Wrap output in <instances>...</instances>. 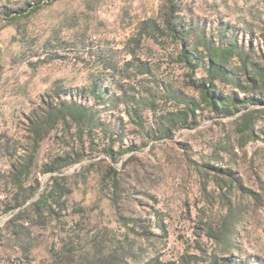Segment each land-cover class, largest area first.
Returning a JSON list of instances; mask_svg holds the SVG:
<instances>
[{
  "label": "rangeland",
  "instance_id": "374dc122",
  "mask_svg": "<svg viewBox=\"0 0 264 264\" xmlns=\"http://www.w3.org/2000/svg\"><path fill=\"white\" fill-rule=\"evenodd\" d=\"M262 73L264 0H0V264H264Z\"/></svg>",
  "mask_w": 264,
  "mask_h": 264
},
{
  "label": "trees",
  "instance_id": "16d2710c",
  "mask_svg": "<svg viewBox=\"0 0 264 264\" xmlns=\"http://www.w3.org/2000/svg\"><path fill=\"white\" fill-rule=\"evenodd\" d=\"M39 7L40 5H36L34 9L32 10L35 11ZM233 54H235L234 48H231L224 52L225 56H229ZM220 55L221 54L219 53V55L210 57L211 61L213 62V66L215 65V70L211 78L212 80L216 78H220L221 73L225 72V67H224L225 61H224V58L222 59L220 57ZM239 55L240 57H242L240 53ZM184 57L186 59L188 58V55H184ZM226 75H228L227 72H226ZM261 78L264 79V73L261 74ZM212 80H202L194 84L195 87L201 92V100H193V101L186 100L184 104V109H182L175 117L169 118L167 128H166L167 133L171 132V127L175 126L176 123H180L184 126H189L192 123V121L196 119V116L198 115L197 110L202 107L203 103L215 109H220L223 113H231L234 111V109L239 108L240 101H238L237 96L224 97L221 93H219L215 89V84ZM34 124L35 125L33 128L35 132L37 133L38 136H41L42 135L41 133L43 131V124H40V123H34ZM109 150L112 151V149H109ZM110 154H112V152ZM54 169H56V167L52 166L50 167L49 171L54 170ZM228 172L233 177L232 178L233 180L231 181V183H234V181H237V178L234 176V174L231 173L230 171ZM43 202H44V197H40L35 202H33V206L36 207L37 209H41L42 208L41 204ZM9 208H13V207H9ZM225 240H229L228 235L225 237ZM215 264H221V263H218L217 261H215Z\"/></svg>",
  "mask_w": 264,
  "mask_h": 264
}]
</instances>
